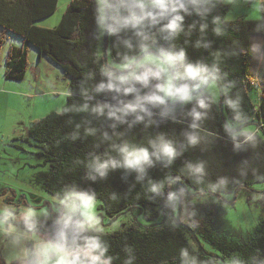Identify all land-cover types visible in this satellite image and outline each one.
Masks as SVG:
<instances>
[{
  "label": "trees",
  "instance_id": "trees-1",
  "mask_svg": "<svg viewBox=\"0 0 264 264\" xmlns=\"http://www.w3.org/2000/svg\"><path fill=\"white\" fill-rule=\"evenodd\" d=\"M102 1L108 27L100 52L97 0H71L52 28L36 22L54 14L59 0H0V62L7 34H12L23 44L9 47L6 79L26 78L33 47L71 80L65 108L34 120L29 131L50 164L45 188L54 199L70 204L76 196L91 198L92 203H101L110 223L126 212L134 219L143 215L147 220L163 213L164 220L157 226L130 225L113 233L54 227L52 222L18 227L62 247L70 257L79 255L81 264H90L85 259L89 255L100 256L102 264H264V204L260 225L249 242L218 234L209 208L191 211L189 220L183 222L187 227L178 223L174 210L175 196L181 202L184 183L195 195L222 199L264 182V127L254 134L255 130L234 131L227 123L228 118L242 126L264 125V86L259 106L249 93V87L258 85L249 74L251 41L264 39V1L260 20L234 21L225 20L229 9L221 0L183 1L185 9L175 13L183 17L176 33L163 31L171 18L119 26L113 32L117 8L121 18L131 16L130 0ZM149 52L185 54L184 63L177 62L172 69L175 86L187 87L188 97L207 78L230 91L217 104L208 96L188 105L183 99L176 105L150 103L147 97L164 95L158 90L164 74L160 78L151 75L147 84L135 79L121 84L112 74L119 72L109 67L110 56L119 64L135 61V69ZM185 65L200 69L201 76L187 79ZM149 71L155 73L157 68L140 67L134 76ZM138 104L135 111H126ZM165 145L173 148L174 156L163 152ZM125 148L130 152L146 149L149 159L130 166ZM179 182L183 185L177 187ZM178 211L181 219L182 207ZM91 240L99 241L103 255L90 251ZM204 242L217 253L209 252ZM35 252L29 242L25 264H33ZM0 264H6L4 259L0 258Z\"/></svg>",
  "mask_w": 264,
  "mask_h": 264
},
{
  "label": "rangeland",
  "instance_id": "rangeland-1",
  "mask_svg": "<svg viewBox=\"0 0 264 264\" xmlns=\"http://www.w3.org/2000/svg\"><path fill=\"white\" fill-rule=\"evenodd\" d=\"M183 1L185 4H190L194 0ZM261 2V0H221V3L229 9L225 20L234 21L240 18L260 20L262 18ZM68 3L69 0H60L56 12L48 19L55 15L62 18ZM99 3L102 6L103 1L99 0ZM106 31L107 24L102 33L104 39ZM7 36L8 40L2 51L3 57L8 53L9 47L15 45L11 41L15 40L20 43L22 40L12 34H7ZM254 38L251 41L252 65L257 62L260 55L264 57V52H262L264 42L261 43L259 39ZM31 49L33 53L29 54V57L31 68H33L28 70L26 78L23 81L13 82L14 84L11 86L3 87L0 85V89L3 88V91H0V214H5L15 224L52 222L54 227L102 233H113L130 225L146 228L161 224L164 220L163 213H160L153 220H147L143 215H138L137 218L135 217V221L130 212L120 215L117 217L118 219L116 218L113 223H110L107 215L99 207L100 202L91 204L89 214L92 216V222L89 224L83 215L88 209L82 206L80 200L78 202L75 198L71 199L70 204L65 203L67 206L63 209V203L54 199L46 191L45 182L50 173V164L45 161L44 154L38 144L30 138L29 131L34 120L65 108L68 102L71 80L62 68L46 56H42L43 59L40 61L39 51L36 48L31 47ZM148 55L161 57L155 52L146 53L137 62L134 69V63L130 68H125V65L129 63H116L109 56V67L119 72L112 73L117 79L133 77L140 68L138 65ZM132 67L133 69H131ZM167 67L168 74H164V84L169 75L174 77L172 66ZM252 73L255 72L252 71ZM0 76H3L1 70ZM263 78L264 72L261 71L256 80L258 85L249 87L250 96L256 106L260 104ZM229 91V87L221 86L217 80L207 78L197 86L187 100H183V103L188 105L203 96H208L217 104L223 94H227ZM180 100L181 98L178 96L166 98V101H169L171 105L178 104ZM227 123L234 131L241 128L242 131L253 132L258 128L256 123L242 126L228 118ZM175 200L174 210L177 214L180 203L178 194H176ZM45 203L48 205L43 207ZM263 204L264 182L254 184L250 190L241 189L237 193L225 194L222 199L212 194L195 195L194 190L187 183H184L181 192V220L187 222L189 220L188 214L191 211L206 207L214 213V225L218 234L241 242H249L255 236L260 225ZM29 212L32 213L31 217H29ZM60 214H63V217H58ZM81 223L84 224L83 228L80 227ZM33 244L36 249L48 245L55 247L50 242L36 236ZM204 244L209 252L217 253L208 243L204 242ZM61 254H67L70 257L66 252ZM55 259L56 257L53 256L51 264H55Z\"/></svg>",
  "mask_w": 264,
  "mask_h": 264
},
{
  "label": "clouds",
  "instance_id": "clouds-1",
  "mask_svg": "<svg viewBox=\"0 0 264 264\" xmlns=\"http://www.w3.org/2000/svg\"><path fill=\"white\" fill-rule=\"evenodd\" d=\"M263 1V0H262ZM123 2V0H122ZM127 7L131 11V16L127 19H123L119 16V9L117 8V15L113 17L116 22L117 27L112 29L113 32L118 30L119 26L132 25L134 27L141 25L146 20H151L153 24H156L160 20L170 19V22L166 25L163 31H168L171 33H176L180 30L183 17L176 15L180 9H185V4L183 0H130V3L127 4ZM103 13V9H101ZM106 20V17H101V23L103 24ZM185 61V54L181 52L180 54L174 53H162L161 57H154L148 55L145 59L138 65V67H144L145 65H155L157 71L152 73L151 71L145 72L139 76L133 77H120L119 81L121 84H127L130 80L135 79L140 83L147 84L149 77L155 75L157 78L161 77V74H168L167 66H174L177 62L183 64ZM135 61L130 62L128 65H125V68H130ZM201 70L192 66L185 65L184 76L187 79L195 80L201 76ZM174 77H168V80L165 84L158 85V90L162 92L163 96H150L147 97L148 102L154 104H165L167 97H177L179 96L183 100H187L188 89L187 87H176L174 84ZM114 86V85H113ZM129 92L131 89L128 90ZM129 105L126 111H135V108L138 107ZM195 142V141H193ZM124 152L127 157V163L130 166H135L141 164L142 161H147L149 159V153L146 149L139 151H128L127 148L124 149ZM163 152L168 156H174V150L170 145H165L163 147ZM107 167V165H104ZM75 199L80 200L82 206L88 211H85L83 215L87 223L91 224L92 216L90 213V206L92 204L91 198L85 199L84 197H76ZM32 213L29 212V217ZM80 227L83 228L84 224L81 223ZM66 235L62 234V239H65ZM88 248L91 252H100V255H103L101 250V245L98 240H91L88 243ZM63 252L62 247H53L51 245L39 247L36 249L35 255L37 259L33 264H51L52 257L55 256V264H81V257L79 255H74L69 257L67 254H61ZM85 259L90 260V264H102L100 261V256H86Z\"/></svg>",
  "mask_w": 264,
  "mask_h": 264
},
{
  "label": "crops",
  "instance_id": "crops-1",
  "mask_svg": "<svg viewBox=\"0 0 264 264\" xmlns=\"http://www.w3.org/2000/svg\"><path fill=\"white\" fill-rule=\"evenodd\" d=\"M70 1L71 0H69V3H70ZM97 1L99 2V0H97ZM59 3H60V0H59ZM101 8H103V11H104L103 16L106 17V20L103 24L101 23V17H102ZM107 15H108L107 9L105 8L104 4H102V6H101V4L99 3L101 46H102V42L104 40L103 35H102L103 29L106 26V24L108 27ZM48 18L49 17H47L43 20H40L38 22H41V23L36 22V24L39 26H42V27L52 28L54 25H57L61 20V16L58 17V15H55L51 19H48ZM106 33H107V31H106ZM254 39H259L261 41V43L264 42L263 38L262 39L261 38H254ZM10 41H11V39H10ZM11 43H14L16 46L20 47V46H22L23 41L21 40L20 43H18V41L14 40V41H11ZM263 45H264V43H263ZM262 48H263V46H262ZM100 52H103L102 48H101ZM262 52H264V50ZM31 53H33L32 49H30V54ZM6 56H7V54L4 57L2 56L1 62H0V70H1V74L3 75V76H0V85H2L3 87L4 86H11V84H14L13 82H15V81L6 79L4 76ZM42 56H44V55H42ZM42 56L39 57L40 61H42V59H43ZM252 59H251V61H252ZM31 66L32 65H30L29 70L33 68V67L31 68ZM252 71H254L255 73H252ZM261 71L264 72V57L260 55L259 59H257V62L254 65H252V63H251V68H250L249 74L254 80H257V78H259V73ZM263 86H264V78H263ZM0 91H3V88L0 89ZM75 200H77L79 202L78 199H75ZM62 203L65 205L66 202L65 203L62 202ZM43 207H46V206H43ZM0 215L2 216V217H0V258L4 259L6 264H10L13 261H18L21 264H25L26 257H27V245L29 242H34L35 236L36 237H39V236H37L35 234H31V233L19 228L18 227L19 224H15L11 220V218L6 216L5 214H0ZM7 221H8V223H7ZM9 221H10V223H9Z\"/></svg>",
  "mask_w": 264,
  "mask_h": 264
},
{
  "label": "water",
  "instance_id": "water-1",
  "mask_svg": "<svg viewBox=\"0 0 264 264\" xmlns=\"http://www.w3.org/2000/svg\"><path fill=\"white\" fill-rule=\"evenodd\" d=\"M169 47V46H168ZM169 49H171L172 51H176L175 49H173V48H171V47H169ZM183 185V183L182 182H179L178 184H177V187H180V186H182ZM181 207V202L179 203V208ZM177 220H178V223L181 225V226H183V227H187V225L185 224V223H183L182 221H181V219H180V211L178 212V214H177Z\"/></svg>",
  "mask_w": 264,
  "mask_h": 264
},
{
  "label": "built area",
  "instance_id": "built-area-1",
  "mask_svg": "<svg viewBox=\"0 0 264 264\" xmlns=\"http://www.w3.org/2000/svg\"><path fill=\"white\" fill-rule=\"evenodd\" d=\"M254 85V84H253ZM264 127V125H261L260 127H258L255 131L254 134L260 133L261 129Z\"/></svg>",
  "mask_w": 264,
  "mask_h": 264
}]
</instances>
